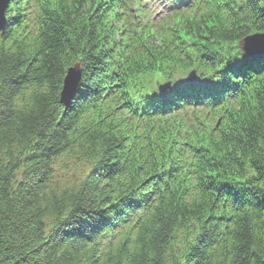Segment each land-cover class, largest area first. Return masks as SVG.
Here are the masks:
<instances>
[{
  "label": "trees",
  "instance_id": "trees-1",
  "mask_svg": "<svg viewBox=\"0 0 264 264\" xmlns=\"http://www.w3.org/2000/svg\"><path fill=\"white\" fill-rule=\"evenodd\" d=\"M125 4L14 2L0 39V264H264V57L228 73L223 94L171 91L192 69L203 83L241 62L264 0H195L166 28L127 25Z\"/></svg>",
  "mask_w": 264,
  "mask_h": 264
},
{
  "label": "snow or ice",
  "instance_id": "snow-or-ice-1",
  "mask_svg": "<svg viewBox=\"0 0 264 264\" xmlns=\"http://www.w3.org/2000/svg\"><path fill=\"white\" fill-rule=\"evenodd\" d=\"M252 42L243 41L239 43V47L243 50V59L241 62L237 64H233L228 66L227 68L216 69V72L206 81L201 83L199 80L192 81L191 79H185L182 81H177L174 88L171 89L173 92H186L193 89L204 90L208 92H217L223 94L228 91V89L232 85L231 79L228 77V73H232L233 75L241 74L247 67V64L244 62L245 60H249L252 56ZM83 75L81 70V66L79 64L73 65L67 72V88L66 90H72L76 84L79 83L80 77ZM219 77H224L222 80H219ZM4 92V86H0V95ZM106 204H109L107 211L104 213L107 215L108 212L114 211L111 207L110 202L106 201ZM131 207V204L126 205Z\"/></svg>",
  "mask_w": 264,
  "mask_h": 264
},
{
  "label": "bare ground",
  "instance_id": "bare-ground-1",
  "mask_svg": "<svg viewBox=\"0 0 264 264\" xmlns=\"http://www.w3.org/2000/svg\"><path fill=\"white\" fill-rule=\"evenodd\" d=\"M138 216H140V214H136L134 217H138Z\"/></svg>",
  "mask_w": 264,
  "mask_h": 264
},
{
  "label": "water",
  "instance_id": "water-1",
  "mask_svg": "<svg viewBox=\"0 0 264 264\" xmlns=\"http://www.w3.org/2000/svg\"><path fill=\"white\" fill-rule=\"evenodd\" d=\"M254 44H256V43H254ZM264 47V46H263Z\"/></svg>",
  "mask_w": 264,
  "mask_h": 264
}]
</instances>
